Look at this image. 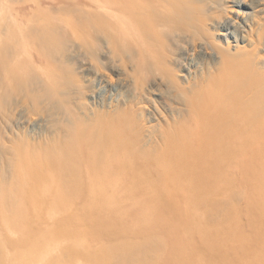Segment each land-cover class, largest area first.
Listing matches in <instances>:
<instances>
[{
    "label": "bare ground",
    "instance_id": "obj_1",
    "mask_svg": "<svg viewBox=\"0 0 264 264\" xmlns=\"http://www.w3.org/2000/svg\"><path fill=\"white\" fill-rule=\"evenodd\" d=\"M5 96L42 126L0 139V220L25 244L12 252L0 229V264L189 263L164 249L150 212L129 229L120 199L216 198L200 204L218 222L229 203L217 186L233 182L229 201L257 198L264 213V0H0ZM70 195L89 202L84 215L37 249L25 202L35 212L48 196L51 218Z\"/></svg>",
    "mask_w": 264,
    "mask_h": 264
},
{
    "label": "rangeland",
    "instance_id": "obj_2",
    "mask_svg": "<svg viewBox=\"0 0 264 264\" xmlns=\"http://www.w3.org/2000/svg\"><path fill=\"white\" fill-rule=\"evenodd\" d=\"M25 4L26 2L23 3V5ZM241 9L243 11H249L248 7H241ZM26 18V15H23L21 17V19H23L24 21L26 20ZM69 56L72 58V60H74V65L77 66L78 60L76 62L75 59L78 57L73 53H71ZM182 70L183 71H181V73H184V69ZM108 94V92H105L104 97ZM150 103H152L155 108L160 110V105L162 103L160 102V98L158 101V98H156L155 95H151ZM19 110H17L16 100L13 96H8L7 98L0 100V139L6 141L15 133L22 131L24 126L27 124L25 121L26 114ZM22 120L24 121L21 123ZM38 123L32 122V126L30 124H27L30 127L29 130L31 131L30 134L32 136H39L40 134L42 123L39 124L40 126L38 125ZM33 124L38 126L36 127ZM34 126L35 128L33 129ZM142 185L141 189H146L148 187H144ZM124 186L125 185H121L120 188ZM40 188V183H35V189L39 190ZM151 188L154 189L155 184H152ZM49 189L50 193L48 194H54L56 187L54 184H52ZM217 190L219 193V197L217 198L221 200L219 201V203L224 200L229 203L225 208V216L221 220H218V222L210 220L205 211H203V207H201L202 204H200L218 203V201H216V198L207 200L202 199L199 201L197 199L193 200L180 196L161 198L153 201L145 198L140 201L141 205H135L131 201L129 203L128 200L124 202L125 199H120L121 201H123L122 204L120 203L121 201H117L118 203H113L112 205H116L117 207V209H114V212H116V210L118 213L120 211L124 212V209H122L124 210L122 211L118 208H124L125 206L126 209L129 210L128 212H126L127 210L125 211V213H128L127 216H125V218H128L125 219L126 226L131 225L127 226L129 229L135 228L137 230L138 228H145L149 221L145 222L144 220H142V216L145 212H150V215L152 216L150 221L153 223V225L157 223L156 226L152 225V229H154L155 233H157L160 238L164 240V249L166 250V248H168L169 250V248H173L174 250V248L176 249L177 246H179L180 249L184 251L186 250L185 252H187L189 255V257L187 258L189 261L188 264H264V213H262L261 209L256 207H259L258 202L260 200L253 197H247L239 198L238 201L234 202L229 201L231 192H236L235 184H233V182H227L226 184L220 183L217 186ZM47 197L48 196H44L43 199L35 201V204L37 205L35 206V212L33 211L34 208L32 206L34 205L33 201L27 200V202H25V206L27 208L26 210H28L26 211L28 213V216L25 215L23 221H21L22 227H25L28 232L30 231L31 239H36V243L37 245H39L37 249L42 248L41 246L45 241H49V239H52L49 231L51 229H59L62 220H64L63 224L65 225V228L68 227L67 229L70 228L71 230H73L75 224L74 216L76 217L80 216V214L82 215L84 213V209L89 204L85 197H74L73 195H70L68 197V201L60 203V205H62V210H58V215H56V217L51 216V218H49L50 216L47 214L49 213L48 211L52 203L49 199H47ZM102 204L104 205V203L99 202L98 206L103 207ZM127 204L129 205L127 206ZM153 204L155 205V209H150L152 208ZM147 207L150 208L147 209ZM111 213H113V210H111ZM191 213H195L197 219H199L198 221H196L200 223L201 228L204 231L203 235H206L209 240L210 238L214 237V239L210 240L209 242L206 241L208 245L205 241H203V239H201L202 236L200 234L194 235L193 232H196V230H194L195 226H193V221L190 220ZM130 222L132 223L127 224ZM160 222H162L163 224L160 225ZM133 223L134 226L132 225ZM82 227H84V224H82ZM0 229L2 231L3 237L5 238L6 244L12 252L16 250L20 251L23 247L25 248V244H20L21 240L18 239L17 241V239H14V237L12 236H6L1 220ZM170 229H173L172 231L176 230L174 232L178 237L177 238L175 236L176 240H173L171 238V235L169 236V234H167L168 232H171ZM43 230H46L47 232L41 234ZM56 235V237H58L59 239L63 238L61 237V233H56ZM198 235H200L201 240L199 239ZM169 240L172 244L169 242ZM41 243L42 245H40Z\"/></svg>",
    "mask_w": 264,
    "mask_h": 264
}]
</instances>
